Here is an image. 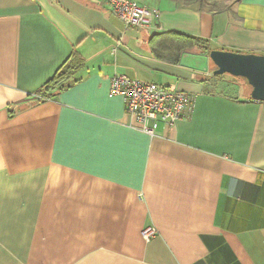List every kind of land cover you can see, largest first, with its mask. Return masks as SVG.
Masks as SVG:
<instances>
[{
	"label": "crops",
	"instance_id": "1",
	"mask_svg": "<svg viewBox=\"0 0 264 264\" xmlns=\"http://www.w3.org/2000/svg\"><path fill=\"white\" fill-rule=\"evenodd\" d=\"M133 1L158 18L125 29L102 0H0V264H264V102L208 57L264 56V0ZM171 33L210 51L174 55ZM68 63L75 83L37 102ZM114 75L191 111L150 138Z\"/></svg>",
	"mask_w": 264,
	"mask_h": 264
},
{
	"label": "built area",
	"instance_id": "2",
	"mask_svg": "<svg viewBox=\"0 0 264 264\" xmlns=\"http://www.w3.org/2000/svg\"><path fill=\"white\" fill-rule=\"evenodd\" d=\"M125 29L146 28L156 20L159 11L145 8L133 0H102ZM109 92L122 99L125 114L136 128L153 138L159 123L172 128L192 108L191 98L184 93L155 83H142L126 76L114 75L109 80ZM155 235L149 227L142 232L145 242Z\"/></svg>",
	"mask_w": 264,
	"mask_h": 264
},
{
	"label": "water",
	"instance_id": "3",
	"mask_svg": "<svg viewBox=\"0 0 264 264\" xmlns=\"http://www.w3.org/2000/svg\"><path fill=\"white\" fill-rule=\"evenodd\" d=\"M209 60L216 68L214 76L241 78L250 88V99L264 102V56L210 51Z\"/></svg>",
	"mask_w": 264,
	"mask_h": 264
},
{
	"label": "trees",
	"instance_id": "4",
	"mask_svg": "<svg viewBox=\"0 0 264 264\" xmlns=\"http://www.w3.org/2000/svg\"><path fill=\"white\" fill-rule=\"evenodd\" d=\"M174 35V55L183 53V51H191L194 53H208L209 45L207 41L186 35H179L171 33ZM75 62V61H74ZM71 63L63 64L54 74V76L48 80L36 93L37 102H43L45 100H50L54 98L55 93H59L66 90L75 83L71 80L73 73H70ZM222 76H214L216 79H222ZM235 80V79H233Z\"/></svg>",
	"mask_w": 264,
	"mask_h": 264
},
{
	"label": "rangeland",
	"instance_id": "5",
	"mask_svg": "<svg viewBox=\"0 0 264 264\" xmlns=\"http://www.w3.org/2000/svg\"><path fill=\"white\" fill-rule=\"evenodd\" d=\"M225 77H227V76H225ZM233 79H235V82H239V84H240L239 86L240 87H242V86L248 87V85H247L245 80H243L241 78H233Z\"/></svg>",
	"mask_w": 264,
	"mask_h": 264
}]
</instances>
